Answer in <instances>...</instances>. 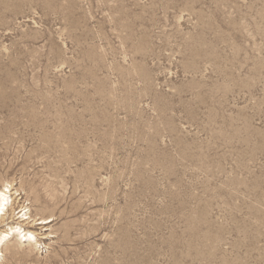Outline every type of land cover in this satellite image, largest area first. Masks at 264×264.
I'll return each mask as SVG.
<instances>
[{"label": "rangeland", "instance_id": "374dc122", "mask_svg": "<svg viewBox=\"0 0 264 264\" xmlns=\"http://www.w3.org/2000/svg\"><path fill=\"white\" fill-rule=\"evenodd\" d=\"M5 187L0 264H264V0H0Z\"/></svg>", "mask_w": 264, "mask_h": 264}, {"label": "bare ground", "instance_id": "6f19581e", "mask_svg": "<svg viewBox=\"0 0 264 264\" xmlns=\"http://www.w3.org/2000/svg\"><path fill=\"white\" fill-rule=\"evenodd\" d=\"M8 182V181H7ZM11 183V182H10ZM8 187H5V190H0V206H2V208H0V222L4 221V216L7 215L8 211L10 210V208L12 207V195H8L11 193L12 190H10L9 188L6 189ZM12 188V186L10 187ZM17 193V192H16ZM14 194V193H13ZM15 195V194H14ZM27 209V208H26ZM13 211V209H11ZM20 214V213H19ZM24 219L22 220V222L26 221V220H31L32 219V215L30 213H25L23 215ZM41 222V225L43 224H47L49 221L46 219H39ZM6 222V221H5ZM32 222V221H31ZM16 230H14V228L11 227V232H7L5 234H3L0 238V246L1 244L11 236H14L15 232H17L19 234V236H21L22 238H26L25 240H30V239H35V233L31 230H28L25 233V230L22 229V227H15ZM1 234V233H0ZM11 241V240H10ZM36 241V240H35ZM37 244V243H36ZM4 245V244H3Z\"/></svg>", "mask_w": 264, "mask_h": 264}, {"label": "snow or ice", "instance_id": "6c2138e0", "mask_svg": "<svg viewBox=\"0 0 264 264\" xmlns=\"http://www.w3.org/2000/svg\"><path fill=\"white\" fill-rule=\"evenodd\" d=\"M0 198H2V197H0ZM0 208H2V206H0Z\"/></svg>", "mask_w": 264, "mask_h": 264}]
</instances>
